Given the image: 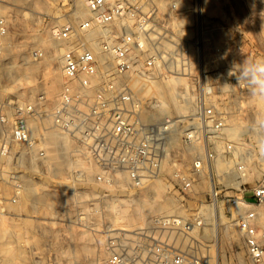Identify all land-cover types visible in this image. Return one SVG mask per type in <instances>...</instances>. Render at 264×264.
<instances>
[{"label":"built area","instance_id":"1","mask_svg":"<svg viewBox=\"0 0 264 264\" xmlns=\"http://www.w3.org/2000/svg\"><path fill=\"white\" fill-rule=\"evenodd\" d=\"M82 1L86 16L52 30L65 41L54 107L41 106L42 94L6 102L12 115L1 134L0 181L11 184V201L25 184L62 175L108 191H161L169 208L142 224L91 226L112 235L107 264H216L211 247L226 223L240 232L247 257L264 262V181L247 179L228 130L232 110L207 80L203 0ZM8 30L0 7V45ZM171 80L183 103L162 113L155 86ZM51 137L61 147L48 160ZM2 156L10 158L6 176Z\"/></svg>","mask_w":264,"mask_h":264},{"label":"rangeland","instance_id":"2","mask_svg":"<svg viewBox=\"0 0 264 264\" xmlns=\"http://www.w3.org/2000/svg\"><path fill=\"white\" fill-rule=\"evenodd\" d=\"M169 1L163 0V6ZM181 2L188 4L179 0L178 5ZM203 3L207 18L203 48L205 66L210 69L207 80L215 86L213 96L232 110L231 136L236 153L244 158L247 179L264 181V97L253 95L246 80H236L244 65L264 60V2ZM0 7L9 28L0 45V111L8 121L0 123L1 140L12 115L6 107L12 95L35 102L42 94L44 100H38L44 101L41 106L54 107L65 41L53 36L52 30L65 18L86 16L88 11L82 0H0ZM49 78L55 82L51 89ZM161 91L166 100L172 99L167 84ZM46 145L48 160H52L60 146L53 138ZM8 159L1 157L4 176L10 170ZM46 184H25L19 199L12 202L11 184L0 181V264H107L112 235L92 230V225L132 228L142 224L149 212L169 208L161 200V191L147 198L142 189L108 191L98 184L73 183L66 175ZM104 193L115 197L97 199L96 195ZM258 213V221L264 222V205ZM222 229L216 264H256L247 257L235 225L226 223Z\"/></svg>","mask_w":264,"mask_h":264},{"label":"bare ground","instance_id":"3","mask_svg":"<svg viewBox=\"0 0 264 264\" xmlns=\"http://www.w3.org/2000/svg\"><path fill=\"white\" fill-rule=\"evenodd\" d=\"M161 4L163 3V0H158ZM182 4L181 5H183L184 3L183 2H181ZM54 80H53V78H49V83H48V87L51 89L53 86H54ZM172 83H173V80H171V81H167V82H165V83H162V84H158V86H155V87H157L158 89H157V92L156 93H154V94H156V102H157V104H158V107H159V112H165L166 110H167V108L168 107H175L174 109H175V111H179L180 110V108H181V106H180V104L181 103H183L182 101H181V97H180V94H179V91H178V88H176L175 90H174V88H173V85H172ZM164 84H167V86H168V88H170V89H172V99H170V101H168V100H166L165 99V97L162 95V91H161V89H162V87H163V85ZM175 87V86H174ZM168 101V102H167ZM43 107V106H42ZM47 108V107H46ZM236 127V126H235ZM228 130H229V132L230 133H232L233 134V130L231 129V126H229V128H228ZM235 130V129H234ZM51 138H53V137H51ZM54 139V138H53ZM56 140V142H57V144H59V146L61 147V142L60 141H58L57 139H55ZM57 148V147H56ZM235 148V147H234ZM59 152L60 151H58L57 149H56V154H55V157L57 156H59ZM235 152H236V149H235ZM238 154V153H237ZM242 159H244L242 156H241V161H242ZM19 159H17V161H18ZM49 171V170H48ZM50 172V171H49ZM117 184H121L120 182H118ZM158 192H153V191H150L149 193H146L147 194V198H150V196H152V194H154V195H156ZM108 198H114L115 197V195H112V194H110V195H108L107 196ZM106 197V198H107ZM161 200H165V195H163L162 194V198H161ZM218 246V235H217V238L215 239V241H214V245H213V247H211V249H214L216 252H217V247Z\"/></svg>","mask_w":264,"mask_h":264},{"label":"clouds","instance_id":"4","mask_svg":"<svg viewBox=\"0 0 264 264\" xmlns=\"http://www.w3.org/2000/svg\"><path fill=\"white\" fill-rule=\"evenodd\" d=\"M261 2H264V0H261ZM262 19H264V17H262ZM262 27H264V25H262ZM232 74V69H230L229 75L231 76ZM241 79L246 80L248 84L251 85L253 95L264 97V60H256L244 65L236 76L237 82Z\"/></svg>","mask_w":264,"mask_h":264}]
</instances>
